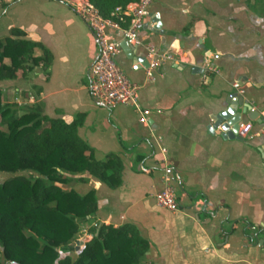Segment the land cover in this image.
Instances as JSON below:
<instances>
[{
  "label": "crops",
  "instance_id": "obj_1",
  "mask_svg": "<svg viewBox=\"0 0 264 264\" xmlns=\"http://www.w3.org/2000/svg\"><path fill=\"white\" fill-rule=\"evenodd\" d=\"M149 13L138 27L140 43H126L115 59L138 86V105L150 111L146 123L132 106L107 109L89 97L96 44L55 0H0V39L16 29L12 38L34 44L23 69L0 86L12 84L15 115L33 109L74 122L95 159L116 157L117 186L84 172L67 187L94 192L90 224L135 227L148 241L141 264H264V0H151ZM107 32L124 41L119 31ZM145 46L177 52L181 61L162 64L148 81ZM203 59L217 73H204ZM234 93L258 112L256 119L248 109L240 115L252 124L250 138H222L210 127V115ZM164 164L172 169L176 212L152 197Z\"/></svg>",
  "mask_w": 264,
  "mask_h": 264
},
{
  "label": "trees",
  "instance_id": "obj_2",
  "mask_svg": "<svg viewBox=\"0 0 264 264\" xmlns=\"http://www.w3.org/2000/svg\"><path fill=\"white\" fill-rule=\"evenodd\" d=\"M89 1L106 17L115 6L134 0ZM19 33L11 29L0 39V80L14 78L34 46L12 38ZM117 165L112 155L95 159L76 136L74 122L33 109L15 115L14 108L0 104V171L13 173L0 182V264H141L148 241L128 223H101L74 257L59 255L60 249H71L78 220H87L96 209L92 190L79 194L62 185L85 172L115 187Z\"/></svg>",
  "mask_w": 264,
  "mask_h": 264
},
{
  "label": "built area",
  "instance_id": "obj_3",
  "mask_svg": "<svg viewBox=\"0 0 264 264\" xmlns=\"http://www.w3.org/2000/svg\"><path fill=\"white\" fill-rule=\"evenodd\" d=\"M67 5L86 25L96 44V54L88 65L86 71V88L89 97L97 104L111 109L117 105H129L138 112V120L146 123L150 113L148 109H141L137 102L138 86L132 83L118 67L116 56L120 52L119 42L107 32L114 29L120 32L122 39L130 45H138V27L141 18L149 13L151 0H134L124 5L115 6L108 16L104 17L89 0H55ZM146 65L145 77L153 81L159 67L167 62L181 61L180 54L160 51L153 46H145ZM205 72L217 73V68L208 59H203L201 64ZM234 88H239L237 83H232ZM252 110V109H251ZM252 124L250 121L237 123V136L250 138ZM264 145V132H263ZM162 153L166 150L160 148ZM163 162V161H162ZM173 174L170 166L164 164L161 169V188L152 194L155 204L170 212L178 211L172 185Z\"/></svg>",
  "mask_w": 264,
  "mask_h": 264
},
{
  "label": "water",
  "instance_id": "obj_4",
  "mask_svg": "<svg viewBox=\"0 0 264 264\" xmlns=\"http://www.w3.org/2000/svg\"><path fill=\"white\" fill-rule=\"evenodd\" d=\"M152 21L156 22L154 28H158L160 22L157 15L152 17ZM119 45L122 49L126 50L127 44L125 41L120 42ZM234 95L236 97L234 100H226V106L216 109V111L210 115L211 129H219L220 136L222 138H240L236 134L237 123L240 121L241 113H244L246 109H248L246 116L249 119H256L258 116V112L256 110L249 109L248 104L245 103L242 96L237 95L236 93H234ZM238 105L242 106L240 111H236Z\"/></svg>",
  "mask_w": 264,
  "mask_h": 264
},
{
  "label": "rangeland",
  "instance_id": "obj_5",
  "mask_svg": "<svg viewBox=\"0 0 264 264\" xmlns=\"http://www.w3.org/2000/svg\"><path fill=\"white\" fill-rule=\"evenodd\" d=\"M3 60H5L4 62H6V63L8 62L7 58H4ZM7 80H11V79H7ZM9 88H11V91L8 90ZM0 104H7V105L12 107V84H10L8 86H4V85L0 86ZM20 173L27 174L28 172L23 171ZM11 175H13V173L0 171V181L10 177ZM68 184H69V182H66L65 184L62 185V187L64 189H68V187H67ZM87 220H85V221L84 220H78V228H77V231L75 234V240L70 241L68 244L71 247V249H60L59 250L60 256H62L64 254H69L71 257H74L76 251L79 249V246H81L83 244V242H85L87 239H89L91 237V231L93 229H95L97 226L95 224H93V225L90 224V221H87Z\"/></svg>",
  "mask_w": 264,
  "mask_h": 264
}]
</instances>
